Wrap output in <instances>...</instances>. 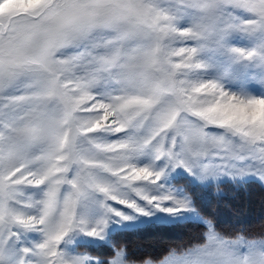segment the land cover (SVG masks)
Instances as JSON below:
<instances>
[{
    "label": "snow or ice",
    "instance_id": "snow-or-ice-1",
    "mask_svg": "<svg viewBox=\"0 0 264 264\" xmlns=\"http://www.w3.org/2000/svg\"><path fill=\"white\" fill-rule=\"evenodd\" d=\"M222 178L264 184V0H0V264H129L114 233L188 220L141 264H264L174 183Z\"/></svg>",
    "mask_w": 264,
    "mask_h": 264
},
{
    "label": "rangeland",
    "instance_id": "rangeland-1",
    "mask_svg": "<svg viewBox=\"0 0 264 264\" xmlns=\"http://www.w3.org/2000/svg\"><path fill=\"white\" fill-rule=\"evenodd\" d=\"M174 183L177 187H183L193 197L196 211L205 220L212 221L218 232L228 237H264V184L258 180L230 181L222 178L206 188H193L183 179ZM218 225L225 232L219 230ZM206 230L204 225L195 220L172 225L145 222L127 230L117 231L111 237V244L114 248H124L129 264H141L144 259L162 257L170 250L168 244L177 246V243L193 242L191 246L201 243ZM195 237L198 238L197 241L193 239ZM112 254V248L108 246L92 252L93 256L105 259H110Z\"/></svg>",
    "mask_w": 264,
    "mask_h": 264
},
{
    "label": "trees",
    "instance_id": "trees-1",
    "mask_svg": "<svg viewBox=\"0 0 264 264\" xmlns=\"http://www.w3.org/2000/svg\"><path fill=\"white\" fill-rule=\"evenodd\" d=\"M218 228H219V230H221V231H224V229H222V227H220L219 225L217 226ZM225 232V231H224ZM228 232V231H227ZM202 234V233H201ZM128 236V235H127ZM128 238V237H127ZM195 241H197L198 240V238H193ZM193 240V241H194ZM193 242H188V243H177V246L176 245H172V244H168L167 246H168V249H171V248H175V247H177V248H187L188 246H190V244H192ZM179 246H181V247H179ZM145 256H147L148 257V255H145Z\"/></svg>",
    "mask_w": 264,
    "mask_h": 264
}]
</instances>
